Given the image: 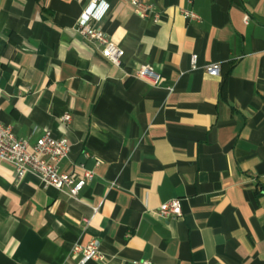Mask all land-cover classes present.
I'll return each instance as SVG.
<instances>
[{"label": "crops", "instance_id": "0c3cea01", "mask_svg": "<svg viewBox=\"0 0 264 264\" xmlns=\"http://www.w3.org/2000/svg\"><path fill=\"white\" fill-rule=\"evenodd\" d=\"M141 1L158 21L97 4L116 65L76 30L93 0H0V122L66 137L60 170L94 173L72 197L0 159V264H81L72 248L93 240L105 259L84 264H264V0ZM173 197L182 215L160 218Z\"/></svg>", "mask_w": 264, "mask_h": 264}, {"label": "built area", "instance_id": "2783aa9c", "mask_svg": "<svg viewBox=\"0 0 264 264\" xmlns=\"http://www.w3.org/2000/svg\"><path fill=\"white\" fill-rule=\"evenodd\" d=\"M137 8L138 13L143 18H153L158 21L160 14L156 11L153 3H145L141 0H130ZM99 0H93V4L86 8L77 24V32L87 41L100 47L103 57L116 65H120L125 54V50L114 42L110 36L102 29L92 25L94 19L98 18L100 11L96 10ZM185 19L199 21L200 15L191 9H181ZM248 20V16L246 17ZM197 56L192 55L191 64L196 66ZM220 64L212 63L206 67L211 75L220 74ZM135 77L151 84H159L162 75L155 71L150 64L141 65L135 72ZM72 115L66 112L61 121L69 125ZM71 145L66 137H56L52 131L47 130L34 142L28 139L19 138L12 127L0 122V159L11 164L18 178L32 171L37 173L45 187H55L65 189L72 197H77L87 182L93 177L92 170L85 167L83 163L77 164L73 171L63 172L60 170V163L69 156ZM88 155V154H86ZM182 211V199L173 197L163 202L157 215L166 219L169 217H179ZM73 254H81L80 263L84 264L88 260L102 261L105 255L99 249V242L93 240L83 245L75 243L72 248ZM134 264H153L150 260H137Z\"/></svg>", "mask_w": 264, "mask_h": 264}]
</instances>
